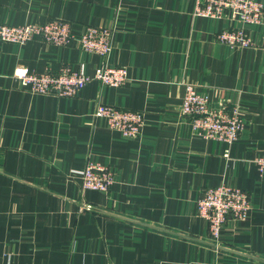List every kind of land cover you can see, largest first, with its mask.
Masks as SVG:
<instances>
[{"label": "crops", "instance_id": "1", "mask_svg": "<svg viewBox=\"0 0 264 264\" xmlns=\"http://www.w3.org/2000/svg\"><path fill=\"white\" fill-rule=\"evenodd\" d=\"M194 2L0 0V24L110 28L106 63L127 69L118 88L91 81L70 98L32 94L15 68L92 76L103 60L76 42H0V264H264V172L254 163L264 156V16L258 25L194 16ZM236 28L251 47L216 41ZM186 84L238 108L236 141L196 137L180 115ZM99 104L142 112L140 136L110 129L94 116ZM88 160L112 171L107 192L82 188ZM221 184L247 192L251 208L213 246L197 201Z\"/></svg>", "mask_w": 264, "mask_h": 264}, {"label": "built area", "instance_id": "2", "mask_svg": "<svg viewBox=\"0 0 264 264\" xmlns=\"http://www.w3.org/2000/svg\"><path fill=\"white\" fill-rule=\"evenodd\" d=\"M249 25H258L264 16V4L260 0H195L194 16L219 19L225 14ZM110 28L84 26L75 35L69 22L52 19L42 25L25 24L12 26L0 24V42L23 45L38 36L53 46H66L76 42L87 53L98 55L103 62L95 68L92 76L82 70L63 67L57 72L30 71L17 67L13 77L21 87L32 94L70 98L78 94L89 82L118 88L127 80L125 66H109L106 60L111 52ZM216 41L231 48H249L253 42L242 28L223 30L216 35ZM180 115L187 119L196 137L215 140L228 145L236 141L243 130L244 120L237 107L223 103L211 104L192 84H186L180 107ZM94 116L102 118L108 127L125 138L139 137L144 125V114L116 108L106 104L96 106ZM254 163L264 172V156H258ZM82 188L90 191L107 192L114 182L112 171L106 166L88 160L80 172ZM251 208L247 192L221 184L205 188L197 201V215L208 224L210 242L218 246L221 230L228 219L244 220Z\"/></svg>", "mask_w": 264, "mask_h": 264}]
</instances>
